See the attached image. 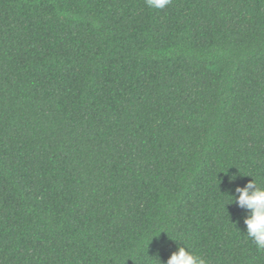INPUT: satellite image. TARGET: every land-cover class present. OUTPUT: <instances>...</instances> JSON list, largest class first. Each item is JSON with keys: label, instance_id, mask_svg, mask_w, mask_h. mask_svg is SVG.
Listing matches in <instances>:
<instances>
[{"label": "trees", "instance_id": "trees-1", "mask_svg": "<svg viewBox=\"0 0 264 264\" xmlns=\"http://www.w3.org/2000/svg\"><path fill=\"white\" fill-rule=\"evenodd\" d=\"M251 178L264 0H0V264H264Z\"/></svg>", "mask_w": 264, "mask_h": 264}, {"label": "clouds", "instance_id": "clouds-1", "mask_svg": "<svg viewBox=\"0 0 264 264\" xmlns=\"http://www.w3.org/2000/svg\"><path fill=\"white\" fill-rule=\"evenodd\" d=\"M144 2L150 9L163 10L171 4L172 0H144ZM231 179L235 178L231 177ZM228 196L231 198V203H235L247 213L243 218L246 233L244 236L255 245L258 251L264 252V183L251 178L243 187H236L234 195ZM166 264H208V261L190 247L178 244L176 250L168 257Z\"/></svg>", "mask_w": 264, "mask_h": 264}]
</instances>
